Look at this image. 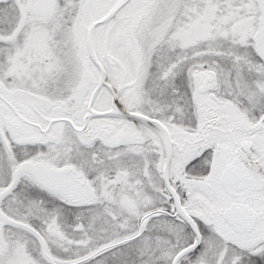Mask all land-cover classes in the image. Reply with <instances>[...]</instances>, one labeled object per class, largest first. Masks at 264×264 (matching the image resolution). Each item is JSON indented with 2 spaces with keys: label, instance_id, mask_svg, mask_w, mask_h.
Returning a JSON list of instances; mask_svg holds the SVG:
<instances>
[{
  "label": "snow or ice",
  "instance_id": "obj_1",
  "mask_svg": "<svg viewBox=\"0 0 264 264\" xmlns=\"http://www.w3.org/2000/svg\"><path fill=\"white\" fill-rule=\"evenodd\" d=\"M0 264H264V0H0Z\"/></svg>",
  "mask_w": 264,
  "mask_h": 264
}]
</instances>
